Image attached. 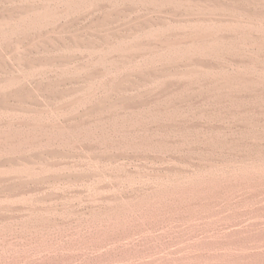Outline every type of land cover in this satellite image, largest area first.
I'll return each mask as SVG.
<instances>
[{
	"label": "rangeland",
	"instance_id": "rangeland-1",
	"mask_svg": "<svg viewBox=\"0 0 264 264\" xmlns=\"http://www.w3.org/2000/svg\"><path fill=\"white\" fill-rule=\"evenodd\" d=\"M0 264H264V0H0Z\"/></svg>",
	"mask_w": 264,
	"mask_h": 264
},
{
	"label": "bare ground",
	"instance_id": "bare-ground-1",
	"mask_svg": "<svg viewBox=\"0 0 264 264\" xmlns=\"http://www.w3.org/2000/svg\"><path fill=\"white\" fill-rule=\"evenodd\" d=\"M70 8H72V6L70 7ZM29 9H32V10H37V9H40V6H35V5H31L28 9H23V10H18L17 9V11L21 14H23V13H26V14H28L31 10H29ZM67 10V9H66ZM19 17H22V15H20ZM69 18V15L68 14H66V12L64 11V10H59V8H57V9H55V10H53L52 12H49V11H46L45 12V15L42 17V18H40L37 22H31L30 24H29V26L30 27H35L36 25H37V23L38 22H40L41 21V23L43 22H47V21H49L50 19H60L61 21H64V20H66V19H68ZM42 23V24H43ZM19 44H21V43H19ZM18 45V44H17ZM150 49V48H149ZM146 51V50H145Z\"/></svg>",
	"mask_w": 264,
	"mask_h": 264
}]
</instances>
